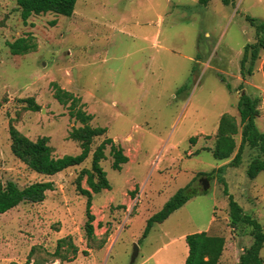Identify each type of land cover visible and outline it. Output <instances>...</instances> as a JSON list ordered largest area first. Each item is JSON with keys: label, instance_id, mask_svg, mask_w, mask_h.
<instances>
[{"label": "rangeland", "instance_id": "1", "mask_svg": "<svg viewBox=\"0 0 264 264\" xmlns=\"http://www.w3.org/2000/svg\"><path fill=\"white\" fill-rule=\"evenodd\" d=\"M16 3L0 0V184L52 182L54 190L43 203L0 215V264H185V238L202 232L225 237L223 264H237L254 240L250 228L231 227L225 191L264 228V172L248 178L256 153L247 148L241 166L220 174L230 160L215 159L211 150L224 114L240 122L243 93L261 99L257 125L264 132V52L254 75L241 76L244 49L256 42L247 17L264 22V0L230 6L212 0L207 7L199 0H78L71 18L49 13L27 23ZM28 37L36 49L13 56L8 43ZM54 84L81 98L94 115L92 126L108 132L94 140L81 166L49 177L13 155L9 128L32 141L49 137L55 158L80 154L69 135L81 125L56 101ZM29 98L39 112L22 102ZM106 138L129 162L114 170L107 146L101 166L111 190L92 197L96 237L89 239L88 199L78 177L91 169L93 152ZM240 142L238 136L237 149ZM202 174L213 175L208 193L190 199L144 238L148 220L178 191L189 185L203 191ZM81 187L89 189L87 177ZM62 239L67 260L54 256ZM71 245L78 248L75 258Z\"/></svg>", "mask_w": 264, "mask_h": 264}, {"label": "trees", "instance_id": "2", "mask_svg": "<svg viewBox=\"0 0 264 264\" xmlns=\"http://www.w3.org/2000/svg\"><path fill=\"white\" fill-rule=\"evenodd\" d=\"M211 1L199 0V4L207 7ZM221 1L225 6H230L235 2V0ZM77 2L78 0H17L16 4H18L21 12L22 20L27 23L32 16H42L49 13L71 18L75 13ZM247 21L255 29L256 42L247 45L244 49L241 61V76L244 80L247 75H254L256 64L261 59V53L264 52V22L250 17H247ZM1 27L2 25L0 24ZM8 46L13 56L28 55L36 49L33 39L29 37L19 38L14 43H8ZM227 86L229 87V85ZM54 90L56 101L67 107L70 117L81 125L78 128L73 127L69 135L70 140L79 143L80 154L55 158L54 149L49 144V137L32 141L12 124H10L9 128L13 155L34 173L49 177L81 166L89 158L94 140L105 136L108 132L107 128L92 126L94 115L87 113L85 104L81 103V98L63 90L57 84H54ZM22 102L27 104V109L32 112L41 110L40 105L33 98L24 99ZM260 103L261 99L259 97L243 93L237 107V111L240 114V122L237 123V120L228 113L220 118L215 146L211 151L215 159L221 162L230 160L227 165L218 169L220 174L223 173L226 167L241 166L243 154L247 148L256 153L249 164L248 178L255 180L260 173L264 172V132L257 125V119L261 116ZM238 136H240L241 142L237 149ZM107 146L111 148L113 157L112 168L114 170L122 171L123 166L129 162V157L125 155L124 149L113 139L106 138L93 152L91 169L82 170L78 177V188L88 199L85 230L89 239L96 237L94 226L96 218L92 213V197L94 194L98 195L104 190H111L107 173L101 166V162L106 160L105 151ZM233 155L234 157L231 159ZM212 176L208 174L201 175V177H205L209 181L213 179ZM84 177H87L89 188L87 190L81 187ZM221 181L222 178L220 179ZM53 190L54 184L52 182L34 183L24 188H19L14 182H8L6 185L0 184V215L8 213L23 203H43L47 199V192ZM207 193L208 191L201 192L192 185L178 191L174 197L166 202L160 212L148 220L144 238L147 237L154 225L163 224L173 213L187 204L190 199L199 194ZM225 195L229 198L228 206L231 227L233 229L243 226L250 228V235L254 240L250 247L244 249L237 264H264V259L261 256L264 248L263 226L258 220L247 215L227 190ZM186 243L189 247V255L185 264H219L225 251L226 238L202 232L187 236ZM65 244L67 245L66 239L58 242V250L54 255L55 257L67 260L60 253V248ZM71 247L75 258L78 254V248L73 245Z\"/></svg>", "mask_w": 264, "mask_h": 264}, {"label": "water", "instance_id": "3", "mask_svg": "<svg viewBox=\"0 0 264 264\" xmlns=\"http://www.w3.org/2000/svg\"><path fill=\"white\" fill-rule=\"evenodd\" d=\"M200 183L203 186V191L207 192L209 190V187H210L209 180L207 178H203V179L200 180ZM137 255H138V248L136 247V252L134 254L133 260L136 259Z\"/></svg>", "mask_w": 264, "mask_h": 264}, {"label": "crops", "instance_id": "4", "mask_svg": "<svg viewBox=\"0 0 264 264\" xmlns=\"http://www.w3.org/2000/svg\"><path fill=\"white\" fill-rule=\"evenodd\" d=\"M166 221H167V220H166ZM166 221H165V222H166ZM214 222H215V221H212V223H214ZM207 233L210 234V232H207ZM214 236H215V235H214ZM217 236H219V235H217ZM185 239H186V238H185ZM111 245H112V244H111ZM111 245H110L108 248H110ZM188 255H189V254H188ZM223 255H224V254H223ZM78 260H79V259L74 260L73 263H75V264L79 263ZM71 263H72V262H71ZM82 264H94V262H91V261L86 262V261H85V262H83ZM95 264H97V263H95ZM219 264H223V256H222V258L220 259Z\"/></svg>", "mask_w": 264, "mask_h": 264}]
</instances>
